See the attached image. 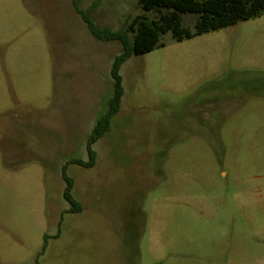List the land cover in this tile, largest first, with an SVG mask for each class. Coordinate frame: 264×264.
I'll list each match as a JSON object with an SVG mask.
<instances>
[{
    "label": "rangeland",
    "instance_id": "1",
    "mask_svg": "<svg viewBox=\"0 0 264 264\" xmlns=\"http://www.w3.org/2000/svg\"><path fill=\"white\" fill-rule=\"evenodd\" d=\"M98 27L137 0H78ZM151 17V15H149ZM195 17L183 16L192 29ZM132 56L71 0H0V264H264V15Z\"/></svg>",
    "mask_w": 264,
    "mask_h": 264
},
{
    "label": "trees",
    "instance_id": "2",
    "mask_svg": "<svg viewBox=\"0 0 264 264\" xmlns=\"http://www.w3.org/2000/svg\"><path fill=\"white\" fill-rule=\"evenodd\" d=\"M71 3L93 38L102 42L117 41L121 45V51L111 62L112 86L106 110L97 119L86 139L88 160L71 159L61 168L65 184L63 200L70 205L69 212L78 213L81 206L72 196L73 181L67 175V168L72 164L84 168H92L94 165L96 153L92 147L109 132L111 121L120 109L123 87L119 72L122 65L132 56L162 47L160 39L168 33L172 40L181 42L258 18L264 15V0H137L142 14L133 17L117 30L98 27L89 12L79 8L78 0H71ZM186 15L195 17L192 29L183 24V16Z\"/></svg>",
    "mask_w": 264,
    "mask_h": 264
}]
</instances>
